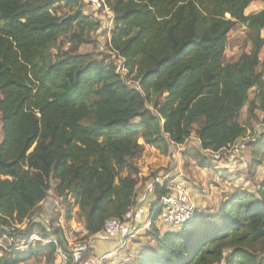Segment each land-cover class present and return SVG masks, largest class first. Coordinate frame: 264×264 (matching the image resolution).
Segmentation results:
<instances>
[{
    "label": "trees",
    "instance_id": "1",
    "mask_svg": "<svg viewBox=\"0 0 264 264\" xmlns=\"http://www.w3.org/2000/svg\"><path fill=\"white\" fill-rule=\"evenodd\" d=\"M253 1L103 0L101 9L113 15L111 56L134 73L133 87L111 56L78 52L91 42L95 23L79 9L57 17L56 5L72 9L79 0H0V226L27 220L53 183L67 219L76 207L84 237L93 236L134 207L135 160L145 146L165 155L194 128L202 151L218 153L241 139L242 109L251 118L264 112V69L257 71L264 10L244 13ZM238 23L247 29L250 51L225 62ZM252 148L254 157L264 150V134ZM168 180L154 186L152 221ZM36 227L43 240L65 249L61 230L42 223L27 225L17 238L28 239ZM146 234L154 245L123 264H264V255L252 251L264 241V179L212 214L197 210L174 231L153 226ZM44 248L55 252L53 243ZM35 254L30 247H0V264H21Z\"/></svg>",
    "mask_w": 264,
    "mask_h": 264
},
{
    "label": "rangeland",
    "instance_id": "2",
    "mask_svg": "<svg viewBox=\"0 0 264 264\" xmlns=\"http://www.w3.org/2000/svg\"><path fill=\"white\" fill-rule=\"evenodd\" d=\"M76 9H79L84 15L90 16L95 23V28L87 34L91 42L81 45L78 52L90 54L94 59L110 57L113 54L109 47L110 30L112 29L113 20L110 10L104 11L93 0H79L78 4L72 9L63 4H57L56 15L57 17H65ZM262 10H264V0H254L245 9L244 13L245 15L256 14ZM225 17L229 18L230 16L226 15ZM246 34V27L238 23L226 41L225 62L234 60L242 53L250 51V44L246 41ZM262 36L264 37V29ZM63 39L64 37L60 38L59 45H63ZM55 52L56 50H52L53 54ZM111 57L114 59L117 69L123 75L126 84L137 87L134 73L128 74L124 71L121 58L113 55ZM261 69H264V46L259 56L257 71ZM254 114L255 118H251L248 116L246 107L242 109L239 123L245 126L247 130L246 134L226 150L218 153L200 150L194 128L191 136L183 145L173 146L170 152L165 154L169 159V164L165 169H160L164 171L163 176L172 179L181 170L183 177H180V179L184 184H187L189 195L196 203L199 212L212 214L227 199L241 194L243 191H255L257 184L263 181L264 150L260 154H257V157H254L255 148H252V146L255 143L256 137L264 134V112L255 111ZM2 138L0 125V142ZM138 143L142 144L143 142L139 139ZM142 155L135 160L139 172L144 168L143 163L145 161L142 159ZM255 158L256 162H254ZM199 161H204L205 167H200L198 165ZM170 165L172 167L171 170ZM53 190L54 184L51 183L47 198L31 212L30 217L22 224H13L10 227L0 226V230L2 228L3 231H6V235L9 237H11L10 234H16L13 236L16 239L18 237L17 231H23L27 228V225L37 222L42 223V226L46 229L48 228L47 230L49 231L60 229L63 239L65 240L64 235H66L70 243L86 240L87 237L80 236L83 233V225L76 217L77 208L72 207L71 217L67 219V204ZM68 202L72 203V200L69 198ZM34 230L41 241H36L30 246L31 249L36 251L34 257L21 264H57L55 255H51L50 250L44 248L46 243L41 238V229L36 227ZM150 241L151 239H144L143 242L147 244ZM65 249H67V242ZM252 251L258 257L263 256L264 241L259 243L255 247V250ZM228 254L229 250H225L224 255L227 256ZM71 262L70 260V264Z\"/></svg>",
    "mask_w": 264,
    "mask_h": 264
},
{
    "label": "crops",
    "instance_id": "3",
    "mask_svg": "<svg viewBox=\"0 0 264 264\" xmlns=\"http://www.w3.org/2000/svg\"><path fill=\"white\" fill-rule=\"evenodd\" d=\"M93 1L98 4L99 8H101L99 0ZM142 159L146 162H144L146 165L143 163L144 168L141 169L142 172L140 171L138 175L135 204L130 210L132 213V219L122 224L120 234L117 236L112 237L100 232L87 237L86 240L88 241L90 248L85 255L86 259L102 257L106 254L112 253V257L106 259L108 264L134 262L143 247H152L154 245L153 238L146 234L149 229L145 228V224L148 221L150 206L156 200L154 192L155 184H161L169 179L167 176H163L164 171L160 170L165 169L168 166L169 159L167 156L160 154L158 150L149 146H145ZM171 169L172 167L170 165V170ZM158 170H160V172H158ZM178 175L183 177V175H181V170L172 176L176 177ZM185 186L188 188L187 184H185ZM166 228L157 226V230L160 233L167 230L174 231V229ZM80 236H85L84 230ZM64 237L66 242H70L66 235H64ZM144 239H151V241L144 244L146 243L143 242ZM120 242H123L124 246L123 248L118 249Z\"/></svg>",
    "mask_w": 264,
    "mask_h": 264
},
{
    "label": "built area",
    "instance_id": "4",
    "mask_svg": "<svg viewBox=\"0 0 264 264\" xmlns=\"http://www.w3.org/2000/svg\"><path fill=\"white\" fill-rule=\"evenodd\" d=\"M102 1L103 0H99V3H102ZM102 8L104 11H109L105 6ZM124 71L127 72L125 68ZM157 209H159L158 216L153 221L148 218V221L145 224L146 229H150L153 226L167 227L174 230L178 229L191 220L198 210L196 203L191 199L188 188L181 181L180 176H176L166 182L165 194L160 196L157 203ZM131 219L132 213L129 210L121 220H106L101 232L108 236H117L120 234L122 224ZM36 241H41L37 234L31 235L28 239H13L6 235V231L3 233L0 232V247L6 251H25ZM43 241L55 245L54 255L57 259V264H70V258L72 261L71 264H108L106 259L111 258L113 255L110 253L102 257L86 259L85 255L90 248V245L86 240L77 243L67 242V249H63L59 246L53 238ZM123 246L124 243L120 242L118 249L123 248Z\"/></svg>",
    "mask_w": 264,
    "mask_h": 264
}]
</instances>
